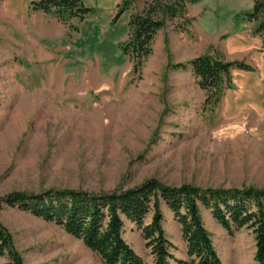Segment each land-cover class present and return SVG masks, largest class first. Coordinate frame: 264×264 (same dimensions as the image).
Returning <instances> with one entry per match:
<instances>
[{
	"label": "rangeland",
	"instance_id": "374dc122",
	"mask_svg": "<svg viewBox=\"0 0 264 264\" xmlns=\"http://www.w3.org/2000/svg\"><path fill=\"white\" fill-rule=\"evenodd\" d=\"M32 1L0 0V200L150 179L264 191V47L245 17L251 0H199L174 18L162 11L169 0H131L115 24L120 0H84L93 13L67 25L33 11ZM147 6L164 24L135 68L118 46L130 16ZM202 55L250 67L231 71L215 107L188 65ZM163 215L182 257L180 228L166 208ZM201 217L222 264H256L251 230L230 235L208 211ZM0 223L22 264H101L80 240L28 213L2 204ZM123 238L152 264L135 225L125 222ZM0 264H13L6 251Z\"/></svg>",
	"mask_w": 264,
	"mask_h": 264
},
{
	"label": "trees",
	"instance_id": "16d2710c",
	"mask_svg": "<svg viewBox=\"0 0 264 264\" xmlns=\"http://www.w3.org/2000/svg\"><path fill=\"white\" fill-rule=\"evenodd\" d=\"M162 11L170 18L185 13L186 5L199 0H169ZM252 9L245 14L248 22L256 25L255 34L263 35L264 0H251ZM131 0H121L111 21L115 24L130 7ZM169 5V6H168ZM32 10L53 15L67 25L72 20L84 21L93 9L83 0H38L31 2ZM155 7L131 15L128 21V40L118 48L133 59L138 68L149 55L154 34L164 22L155 20ZM200 89L206 92L205 105L219 104L225 90L231 87L234 68L249 70L238 61L227 62L209 55L199 56L188 63ZM264 191L254 188H213L181 184L169 186L150 179L129 188L88 191L81 188H50L38 193L12 192L0 200L7 207L28 213L54 224L95 254L101 264H144L123 238L125 222L136 226L149 249L152 264H222L205 229L201 210L208 211L212 219L228 234L246 228L251 230L255 242L254 260L264 264ZM163 208L172 215L180 228L185 245L184 259L172 253L176 250L163 228ZM149 221L145 220L147 217ZM10 255L13 264H22L15 255L12 239L0 223V255Z\"/></svg>",
	"mask_w": 264,
	"mask_h": 264
},
{
	"label": "crops",
	"instance_id": "0c3cea01",
	"mask_svg": "<svg viewBox=\"0 0 264 264\" xmlns=\"http://www.w3.org/2000/svg\"><path fill=\"white\" fill-rule=\"evenodd\" d=\"M95 1V0H94ZM119 2H121V0L119 1ZM83 3H84V0H83ZM119 3H117V5H118ZM85 5V4H84ZM86 7H88V8H91V7H89L88 5H85ZM92 9V8H91ZM184 244V243H183ZM184 253H185V245H184V247H183V255H182V257H179V259H184Z\"/></svg>",
	"mask_w": 264,
	"mask_h": 264
}]
</instances>
